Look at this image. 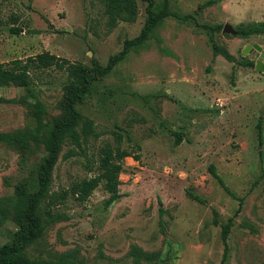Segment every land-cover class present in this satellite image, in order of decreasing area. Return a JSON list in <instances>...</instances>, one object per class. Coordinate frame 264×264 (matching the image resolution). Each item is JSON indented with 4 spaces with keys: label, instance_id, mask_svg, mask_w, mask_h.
Returning a JSON list of instances; mask_svg holds the SVG:
<instances>
[{
    "label": "rangeland",
    "instance_id": "rangeland-1",
    "mask_svg": "<svg viewBox=\"0 0 264 264\" xmlns=\"http://www.w3.org/2000/svg\"><path fill=\"white\" fill-rule=\"evenodd\" d=\"M152 1L163 18L100 74L95 70L141 33L148 0H136L134 21L114 28L101 0H0V62L50 52L91 70L90 88L76 107L98 136L82 148L65 138L52 190L96 175L106 145L139 156L123 160L119 200L106 207L103 184L85 202L70 195L55 208L67 219L24 252L66 264H264V71L256 68L262 51L255 47L264 49V34L223 31L226 24L240 31L264 22V0ZM186 15L189 23L178 18ZM216 44L234 59L214 54ZM247 60L255 65H244ZM32 78V93L18 84L0 87L9 100L0 102V247L19 229L17 186L39 188L44 141L67 110L68 85L83 88L80 78L55 67L33 70ZM37 102L45 108L40 115ZM175 132L183 133L179 145ZM212 165L232 193L212 175Z\"/></svg>",
    "mask_w": 264,
    "mask_h": 264
},
{
    "label": "trees",
    "instance_id": "trees-1",
    "mask_svg": "<svg viewBox=\"0 0 264 264\" xmlns=\"http://www.w3.org/2000/svg\"><path fill=\"white\" fill-rule=\"evenodd\" d=\"M105 5V10L108 15V24L110 28L116 27L120 22H133L136 14V0H101ZM149 1L147 12L149 14L139 36L133 39H127L124 48L111 56L109 63L105 67H99L95 70L100 74L109 72L118 62L122 61L129 52V49L144 40L149 36V33L163 18L162 14L156 13L153 8V1ZM222 0H210L212 4ZM180 18L181 21L188 22L192 18L191 15H186ZM202 27L207 30L221 31L223 26H212L203 24ZM19 32V29L15 30ZM252 34H264V22L261 24L250 25L238 31V35L247 37ZM214 54H221L227 60L232 61L234 55L228 49L215 45ZM244 65L253 67L254 60H247ZM65 69L71 78H80L83 83V88L78 90L74 84H69L70 94L67 97V110L56 120L50 133L47 135L44 145L47 151L39 168V188L33 193L27 191L25 183L17 186L16 196V211L15 220L19 226L15 233V238L12 243L4 244L0 247V264H66L64 261L42 260L29 257L25 252V248L37 240L43 238L50 225L67 219V214L60 211H55V208L63 204L67 198L72 195L80 202H85L98 188L103 184L105 191L109 197L105 201V206L109 207L112 203L122 197L120 191V174L123 171V160L125 157L132 156L139 160V156L135 155L131 150L122 149L119 146L106 145L101 149L100 159L98 162V173L94 176L83 178L75 181L70 189L61 191L52 190V173L56 162L59 159L61 147L65 138H70L78 147L82 148L83 144L92 136H98L95 130L93 121L90 118H83L82 114L76 107L77 101L86 95L90 88L92 80L91 70L89 67L79 63L71 62L67 58L57 56L50 52H41L24 59H15L10 62H0V87L10 84H18L28 89L32 93V71L37 69L48 68ZM34 95V94H32ZM9 101L4 97H0V102ZM45 108L40 103H36V112L38 115L44 113ZM259 129L262 128V121L258 124ZM262 132V131H261ZM176 144L179 145L183 141V133L175 132ZM262 134V133H261ZM262 136V135H261ZM131 140V137L129 136ZM137 146L140 147L139 144ZM76 153V149L69 150L67 156H72ZM212 175L219 183L232 193L226 185L223 178L217 171L215 165L210 167ZM193 199L201 203L205 200L194 194H190ZM234 195V194H233ZM235 196V195H234ZM1 215L5 214L0 208ZM230 223L222 226V236L225 244L224 260L227 258L229 251L228 236L230 233Z\"/></svg>",
    "mask_w": 264,
    "mask_h": 264
},
{
    "label": "water",
    "instance_id": "water-1",
    "mask_svg": "<svg viewBox=\"0 0 264 264\" xmlns=\"http://www.w3.org/2000/svg\"><path fill=\"white\" fill-rule=\"evenodd\" d=\"M223 31L225 33H230L232 35H238V31L230 24H226L223 28ZM255 47L257 48V50L262 51L259 59L256 62V68L257 70H261L264 71V49L262 50V48L259 45H255ZM248 48H250V46H248ZM247 48V50H248ZM246 50V52H247Z\"/></svg>",
    "mask_w": 264,
    "mask_h": 264
},
{
    "label": "crops",
    "instance_id": "crops-1",
    "mask_svg": "<svg viewBox=\"0 0 264 264\" xmlns=\"http://www.w3.org/2000/svg\"><path fill=\"white\" fill-rule=\"evenodd\" d=\"M221 55V54H220Z\"/></svg>",
    "mask_w": 264,
    "mask_h": 264
}]
</instances>
